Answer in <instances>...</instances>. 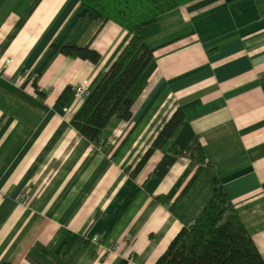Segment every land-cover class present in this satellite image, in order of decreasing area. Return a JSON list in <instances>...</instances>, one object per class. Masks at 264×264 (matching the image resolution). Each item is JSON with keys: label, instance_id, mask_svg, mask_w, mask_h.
Listing matches in <instances>:
<instances>
[{"label": "crops", "instance_id": "1", "mask_svg": "<svg viewBox=\"0 0 264 264\" xmlns=\"http://www.w3.org/2000/svg\"><path fill=\"white\" fill-rule=\"evenodd\" d=\"M136 34L156 71L95 143L73 126L87 100L74 88L93 91L133 33L79 0H0V264H155L215 178L264 260V0L165 2ZM71 45L100 58L63 54ZM178 107L182 124L133 173ZM186 126L210 162L198 172L186 155L165 163Z\"/></svg>", "mask_w": 264, "mask_h": 264}, {"label": "trees", "instance_id": "2", "mask_svg": "<svg viewBox=\"0 0 264 264\" xmlns=\"http://www.w3.org/2000/svg\"><path fill=\"white\" fill-rule=\"evenodd\" d=\"M84 15L113 21L133 33L118 58L99 81L73 121V126L90 141L99 143L103 129L114 117L128 120L133 103L154 75L157 64L155 47L136 34L153 24L162 13V4L182 6L193 0H79ZM62 53L96 62L100 54L90 45L64 46ZM73 92L66 90L59 98L67 104ZM185 119L178 107L158 132L152 146L142 156L133 173L139 171L153 151L167 145ZM181 136V137H180ZM170 145L175 156H167L171 164L177 155H186L199 165H210L203 146L190 126ZM214 195L200 217L190 228L183 227L155 264H264V260L244 222L219 179L213 180ZM174 195L161 197L167 201ZM181 196L170 205H175Z\"/></svg>", "mask_w": 264, "mask_h": 264}, {"label": "built area", "instance_id": "3", "mask_svg": "<svg viewBox=\"0 0 264 264\" xmlns=\"http://www.w3.org/2000/svg\"><path fill=\"white\" fill-rule=\"evenodd\" d=\"M12 60L11 59H8L6 61V64L10 63ZM28 71V70H26ZM74 93L77 97H84V98H88L91 93H92V90L91 88L89 87L88 83L87 82H83V83H80L78 84L75 88H74ZM22 199H28V196L22 194L21 196ZM171 205V204H170ZM94 240H98V236H95L93 238Z\"/></svg>", "mask_w": 264, "mask_h": 264}]
</instances>
